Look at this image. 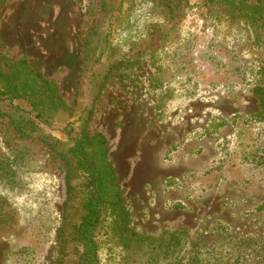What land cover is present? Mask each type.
<instances>
[{"label":"rangeland","instance_id":"rangeland-1","mask_svg":"<svg viewBox=\"0 0 264 264\" xmlns=\"http://www.w3.org/2000/svg\"><path fill=\"white\" fill-rule=\"evenodd\" d=\"M0 54L26 59L67 107L41 128L55 147L0 117V264L59 258V153L83 126L107 140L131 230L186 231L184 264L264 261V0H3ZM124 252L105 241L98 264Z\"/></svg>","mask_w":264,"mask_h":264},{"label":"trees","instance_id":"trees-1","mask_svg":"<svg viewBox=\"0 0 264 264\" xmlns=\"http://www.w3.org/2000/svg\"><path fill=\"white\" fill-rule=\"evenodd\" d=\"M3 0H0V6ZM102 42V40H100ZM94 55L85 54L88 65ZM257 97L264 111V89ZM16 101L25 102L29 110ZM67 107L57 86L35 71L26 59L9 60L0 54V117L9 116L22 138L37 136L55 147L58 141L42 132ZM264 116V113H263ZM69 138V147L62 157L66 199L63 222L58 229L59 258L54 264H66L62 246L63 235H69L73 247L71 264H98L103 242L120 243L126 264H184L183 256L190 244L186 231H175L163 238L139 234L129 228V214L117 182L116 172L109 161L107 140L101 134H89L85 126ZM77 207L78 221L69 227L70 209ZM260 264H264L262 261Z\"/></svg>","mask_w":264,"mask_h":264}]
</instances>
